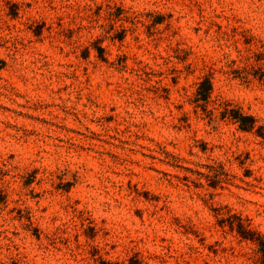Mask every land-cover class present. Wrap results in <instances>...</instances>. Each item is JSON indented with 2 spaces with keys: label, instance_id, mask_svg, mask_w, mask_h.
<instances>
[{
  "label": "clouds",
  "instance_id": "9594fccd",
  "mask_svg": "<svg viewBox=\"0 0 264 264\" xmlns=\"http://www.w3.org/2000/svg\"><path fill=\"white\" fill-rule=\"evenodd\" d=\"M0 264H264V0H0Z\"/></svg>",
  "mask_w": 264,
  "mask_h": 264
}]
</instances>
